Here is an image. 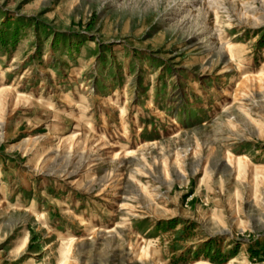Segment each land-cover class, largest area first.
I'll return each mask as SVG.
<instances>
[{
    "label": "rangeland",
    "instance_id": "obj_1",
    "mask_svg": "<svg viewBox=\"0 0 264 264\" xmlns=\"http://www.w3.org/2000/svg\"><path fill=\"white\" fill-rule=\"evenodd\" d=\"M0 90V264H264V0H0Z\"/></svg>",
    "mask_w": 264,
    "mask_h": 264
},
{
    "label": "bare ground",
    "instance_id": "obj_2",
    "mask_svg": "<svg viewBox=\"0 0 264 264\" xmlns=\"http://www.w3.org/2000/svg\"><path fill=\"white\" fill-rule=\"evenodd\" d=\"M6 92L5 91H1L0 90V107L1 108H3L5 105H6V103H7V99H6ZM20 98H19V96L18 95H15V102H17L18 100H19ZM73 101V100H72ZM71 101V102H72ZM5 108V107H4ZM63 140L64 141H67V140H70L69 139V137H65V138H63ZM123 148V147H122ZM118 156V154L117 153H115V155H114V157H117Z\"/></svg>",
    "mask_w": 264,
    "mask_h": 264
}]
</instances>
